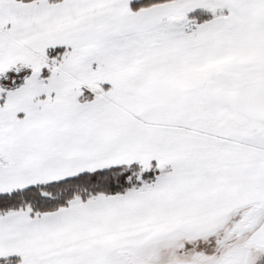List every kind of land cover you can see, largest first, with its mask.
Listing matches in <instances>:
<instances>
[{
  "label": "snow or ice",
  "instance_id": "obj_1",
  "mask_svg": "<svg viewBox=\"0 0 264 264\" xmlns=\"http://www.w3.org/2000/svg\"><path fill=\"white\" fill-rule=\"evenodd\" d=\"M0 264H264V0H0Z\"/></svg>",
  "mask_w": 264,
  "mask_h": 264
}]
</instances>
